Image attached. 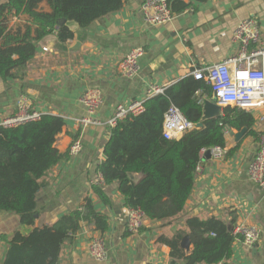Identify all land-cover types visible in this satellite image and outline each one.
Returning <instances> with one entry per match:
<instances>
[{
    "label": "crops",
    "instance_id": "1",
    "mask_svg": "<svg viewBox=\"0 0 264 264\" xmlns=\"http://www.w3.org/2000/svg\"><path fill=\"white\" fill-rule=\"evenodd\" d=\"M144 1L125 0L119 11L84 28L70 21L73 39L61 42L56 33L48 35L39 42L24 78L0 77V125L15 110L22 94L31 97L42 114L65 120L55 147L67 157L42 178L44 186L37 193L36 226L54 223L63 214L81 207L89 197L95 209L108 216L109 229L102 233L84 225L74 240L63 246L61 264H184L183 260L173 258L171 247L158 238H171L186 229L190 217L214 216L232 229L246 224L258 227L261 232L260 241L253 248L236 238L228 264H264V188L248 175L264 131V108L253 113L257 136L246 134L236 142L232 131L237 130L227 129L226 156L221 160L206 158L205 153L201 156L195 187L184 212L177 218L146 219L140 231L132 233L126 226L128 208L118 184L104 186L110 204L103 203L92 190L97 167L106 158L105 145L111 128L78 125L76 118L87 114L82 99L88 90L95 87L102 90L104 102L94 116L108 121L117 105L144 99L151 86L167 87L191 74L197 66L216 64L237 54L239 48L233 33L241 20L255 18L264 35V0H181L191 6L175 13L174 20L164 24H151L144 19L141 12ZM136 47H143L145 52L139 60L138 75L129 78L120 72L118 65ZM206 100L221 107V114L223 105L214 98ZM76 138L81 139L83 148L71 156L69 149ZM129 176L138 181L141 175ZM19 229L23 233L30 230L21 225L17 214L0 212V237L3 234L11 237ZM98 235L104 236L107 243V258L102 262L89 254V240ZM1 245L3 258L9 246ZM192 248L191 243L189 251Z\"/></svg>",
    "mask_w": 264,
    "mask_h": 264
},
{
    "label": "trees",
    "instance_id": "2",
    "mask_svg": "<svg viewBox=\"0 0 264 264\" xmlns=\"http://www.w3.org/2000/svg\"><path fill=\"white\" fill-rule=\"evenodd\" d=\"M124 2H0V77L24 78L42 39L56 33L61 42L71 40L74 31L70 21L87 27L119 11ZM169 2L174 13L191 6L181 0ZM211 98V85L189 74L164 87L163 93L147 99L142 113L118 121L105 145L106 158L97 167L103 184L92 185L96 196L110 204L104 186L117 183L125 206L141 208L147 219L163 221L181 215L195 187L202 151L214 146L226 147L227 129L240 130L246 126L248 135H258L254 114L236 106H223L221 114L203 119V102ZM172 104L196 125L179 139H167L163 135L164 114ZM64 125L61 116L51 114L17 126L0 125V212L17 214L21 225L30 229L27 233L19 229L11 237L6 234L0 237V264H61L63 246L73 241L84 225L102 233L109 229L108 216L97 211L89 197L81 207L63 214L54 223L42 228L36 226L37 193L44 186L42 178L67 157L55 147ZM130 173H139L140 179L132 180ZM186 229L171 238H158L171 247L173 258L183 260L184 264H219L232 257L236 236L224 220L214 216L190 217ZM187 234L193 244L189 252L181 247ZM2 243L9 246L3 258Z\"/></svg>",
    "mask_w": 264,
    "mask_h": 264
},
{
    "label": "built area",
    "instance_id": "3",
    "mask_svg": "<svg viewBox=\"0 0 264 264\" xmlns=\"http://www.w3.org/2000/svg\"><path fill=\"white\" fill-rule=\"evenodd\" d=\"M144 19L151 24H164L174 20L169 0H145L141 6ZM233 40L238 45L237 54L208 66H197L191 71L196 79L206 80L212 87L213 98L219 105H231L254 113L264 108V35L259 22L255 18H246L240 21L233 33ZM47 51V48H43ZM143 47H136L126 53L119 62L120 72L129 78L139 73V60L144 54ZM164 92V87L151 86L142 100L130 104L117 105L113 116L108 121H101L94 115L103 105V92L100 88H91L83 96V103L87 114L76 118L82 128L94 125L114 127L118 121L129 115H138L145 110L147 99ZM43 114L34 106L33 100L27 94L19 96L15 110L7 116L1 125L5 127L36 121ZM196 125L189 121L184 113L175 105H171L164 114L163 135L167 139H179L186 131ZM83 144L80 138L73 140L69 153L76 156L81 152ZM210 150L215 160L223 159L227 149L223 146H214L202 151L201 156ZM248 175L251 181L264 188V131L259 137V146L252 162L249 165ZM102 176L97 174L92 185H102ZM147 219L141 208L131 207L127 212V229L132 233L140 231ZM233 234L247 247L253 248L260 241V229L253 225H238ZM89 254L96 261H105L107 258V243L102 235L92 236L89 240ZM157 264V263H150ZM219 264H228L223 261Z\"/></svg>",
    "mask_w": 264,
    "mask_h": 264
},
{
    "label": "water",
    "instance_id": "4",
    "mask_svg": "<svg viewBox=\"0 0 264 264\" xmlns=\"http://www.w3.org/2000/svg\"><path fill=\"white\" fill-rule=\"evenodd\" d=\"M220 108L221 107H219L215 102H213L211 100H205L203 102V112L205 111L203 114V119H204V116L208 119L217 116L220 112ZM201 125H202V123L199 124V126H201ZM247 132H248V127L245 126L242 129L237 130L236 132L232 131V134L234 135L236 142H239L241 139H243V137L247 134ZM205 157L206 158L211 157L210 150L206 151ZM190 246H191V239H190L189 234H187L184 236V238L181 241V247L184 250L189 251Z\"/></svg>",
    "mask_w": 264,
    "mask_h": 264
}]
</instances>
